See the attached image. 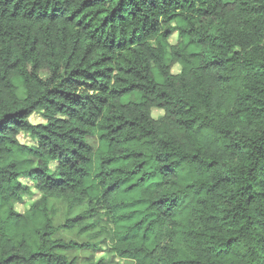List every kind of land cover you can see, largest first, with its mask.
I'll return each instance as SVG.
<instances>
[{"label": "trees", "instance_id": "obj_1", "mask_svg": "<svg viewBox=\"0 0 264 264\" xmlns=\"http://www.w3.org/2000/svg\"><path fill=\"white\" fill-rule=\"evenodd\" d=\"M75 227L120 264H264V0H0V264H78Z\"/></svg>", "mask_w": 264, "mask_h": 264}, {"label": "rangeland", "instance_id": "obj_2", "mask_svg": "<svg viewBox=\"0 0 264 264\" xmlns=\"http://www.w3.org/2000/svg\"><path fill=\"white\" fill-rule=\"evenodd\" d=\"M175 36L171 38V43H174ZM174 72H178L179 68L175 66L173 68ZM18 94L20 96L23 95L22 89H18ZM162 115V110L154 108L152 109V116L154 118ZM32 123L43 122L42 117L39 114H33L29 118ZM19 140L22 142H28L29 138L24 135H19ZM89 142L95 146V141L93 139H89ZM33 192L32 195H25L23 202L15 205V209L19 212L24 211L28 205L35 200L38 195L34 189H31ZM48 207L51 208V217L54 225H61L68 218L78 214L82 210H84V206L75 205L72 208H69L68 200L60 197H52L48 200ZM89 222V221H85ZM95 229H89L86 232H81L78 230V227H75L70 230H66L64 228L59 229L56 233L55 237L62 238L64 240H75L78 242H87L88 244H94V247H90L88 249L82 250H71V251H62L63 254L67 255L70 258H76L78 264H85L89 261H101L103 264H120L121 261L118 260L108 249V244L101 242L102 237H95Z\"/></svg>", "mask_w": 264, "mask_h": 264}]
</instances>
